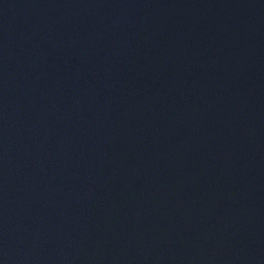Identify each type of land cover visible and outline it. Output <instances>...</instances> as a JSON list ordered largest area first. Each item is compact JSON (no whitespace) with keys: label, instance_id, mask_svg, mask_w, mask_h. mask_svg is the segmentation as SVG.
<instances>
[{"label":"water","instance_id":"obj_1","mask_svg":"<svg viewBox=\"0 0 264 264\" xmlns=\"http://www.w3.org/2000/svg\"><path fill=\"white\" fill-rule=\"evenodd\" d=\"M0 264H264V0H0Z\"/></svg>","mask_w":264,"mask_h":264}]
</instances>
